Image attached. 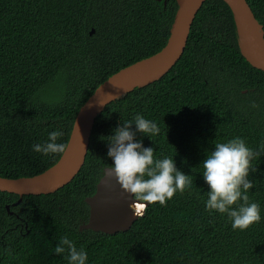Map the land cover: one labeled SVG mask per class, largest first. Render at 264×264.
<instances>
[{
    "label": "trees",
    "instance_id": "trees-1",
    "mask_svg": "<svg viewBox=\"0 0 264 264\" xmlns=\"http://www.w3.org/2000/svg\"><path fill=\"white\" fill-rule=\"evenodd\" d=\"M247 2L264 26V0ZM177 10V0H0V176L33 177L54 166L65 151L43 154L32 145L61 131L57 142L66 150L81 106L110 76L162 50ZM136 114L160 131L150 137L132 123L134 139L154 158H173L192 183L164 205L135 196L142 211L128 231L81 230L89 220L85 199L112 166L109 138ZM234 137L253 149L248 196L260 205L261 219L244 230L205 207L202 162L215 143ZM261 142L264 72L243 56L230 7L208 0L168 74L99 114L70 184L20 203V195L0 191V264H68L67 246L54 252L65 235L87 252L88 264H264Z\"/></svg>",
    "mask_w": 264,
    "mask_h": 264
},
{
    "label": "water",
    "instance_id": "water-1",
    "mask_svg": "<svg viewBox=\"0 0 264 264\" xmlns=\"http://www.w3.org/2000/svg\"><path fill=\"white\" fill-rule=\"evenodd\" d=\"M206 1L177 0L178 10L163 49L116 72L96 88L79 109L68 146L54 166L33 177L0 176V191L20 195V203L25 195H48L70 184L85 165L96 118L110 103L168 74L183 56L193 23ZM222 1L233 13L243 56L264 72V26L247 0ZM85 201L90 209L89 220L81 225V230L113 235L128 231L139 217L131 213V202L138 200L121 187L111 166L104 168L96 192Z\"/></svg>",
    "mask_w": 264,
    "mask_h": 264
},
{
    "label": "clouds",
    "instance_id": "clouds-1",
    "mask_svg": "<svg viewBox=\"0 0 264 264\" xmlns=\"http://www.w3.org/2000/svg\"><path fill=\"white\" fill-rule=\"evenodd\" d=\"M132 123L137 131L150 137L160 131L155 121L141 114L124 121V126L116 128L109 138L107 155L112 160L111 171L125 191L141 201L164 205L176 192H183L192 182L188 175L176 168L173 158H154L152 147H144L135 140L129 127ZM61 135V131L49 132L45 143L32 145L33 151L43 154L64 152L65 145L57 142ZM260 146L264 148V142ZM252 157L253 149L247 146L245 140L234 137L215 143V149L202 162V175L208 185L205 207L227 214L233 229L244 230L261 219L260 205L250 202L248 196V190L253 187V182L248 179ZM65 246L68 264H88L87 252L83 248L77 249L66 235L59 238L54 252L65 253Z\"/></svg>",
    "mask_w": 264,
    "mask_h": 264
},
{
    "label": "bare ground",
    "instance_id": "bare-ground-1",
    "mask_svg": "<svg viewBox=\"0 0 264 264\" xmlns=\"http://www.w3.org/2000/svg\"><path fill=\"white\" fill-rule=\"evenodd\" d=\"M142 210L137 207L135 201L131 202V213L132 216L135 217L136 214L140 213Z\"/></svg>",
    "mask_w": 264,
    "mask_h": 264
}]
</instances>
